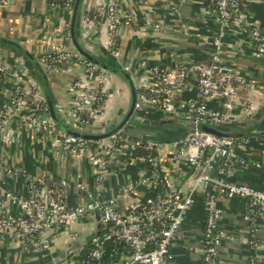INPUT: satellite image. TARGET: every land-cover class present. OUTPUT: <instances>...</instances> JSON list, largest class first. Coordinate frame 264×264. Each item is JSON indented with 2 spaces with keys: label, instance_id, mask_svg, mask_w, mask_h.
Masks as SVG:
<instances>
[{
  "label": "built area",
  "instance_id": "built-area-1",
  "mask_svg": "<svg viewBox=\"0 0 264 264\" xmlns=\"http://www.w3.org/2000/svg\"><path fill=\"white\" fill-rule=\"evenodd\" d=\"M14 1L29 0H0V8L7 9ZM102 1L97 8L99 20L91 18L89 11L83 14L82 35L87 37L95 25L103 26L106 33L104 48L131 75L135 84V78L141 80L139 86L136 85L139 92L134 118L142 120L156 114L162 120H185L193 124L194 129L170 144L132 139L125 131L97 141L67 136L50 118L41 88L24 61L0 51V100H5L0 110L1 141L9 143L7 131L10 125L34 139L41 136L50 138L55 157L76 153L87 159L95 177L94 190L84 183L77 185L85 200L75 206L69 204L63 187L48 185L38 178H27L25 196L6 189L0 183V194L5 200V204L0 206V231L13 234L24 252H41L45 256L53 253V241L58 232L68 233L75 239L79 233L72 232V226L97 216L103 226V235L91 240L90 246L95 245L90 249L92 261L111 264L110 261L102 262V259L105 243L114 241L129 248L128 257L122 264H172V244L186 223L197 195L201 193L204 195L205 212L204 238L199 249L202 264H220L219 248L223 241L233 240L220 228L223 214L220 199L246 201L244 220L250 227V244L256 247L257 221L264 217V189L239 184L235 177L241 170L261 168L262 163L239 154L238 147L247 138L219 137L201 129L202 126L218 129L227 126L233 119L235 109L233 102L227 99L236 95L237 84L240 88L246 85L244 79L224 74L222 53L225 38L233 28L250 26L249 17L244 11L247 0H216L214 13L219 29L213 37L212 52L207 60L168 68L153 66L147 70V77L143 75L140 78L134 76L133 64L125 62L119 45L122 30L130 27L133 19L121 16L114 0ZM187 1L175 0L172 3V19L182 17ZM140 2L147 5L146 0ZM52 8L60 14L68 12L71 15L73 4L66 2L62 10L59 4H53ZM142 25L147 35L165 31V27L155 22L149 12L145 13ZM249 35L254 56L263 57L264 38L259 30L252 29ZM66 40L70 42V48L46 52L39 61L51 76L66 64H73L75 69H78V65L81 67L70 86L74 104L65 118L72 122L75 129L91 126L94 132L104 124L106 104L113 93V76L74 50L69 30ZM188 91H195V97L180 100L183 93ZM214 96L226 99L223 109L209 108ZM259 99L254 93L238 104L245 119H251L257 113ZM136 113H143L144 116ZM142 149L146 151L144 162L147 171L142 172L138 179L128 180L120 189L119 196L128 197L138 189H142L144 195L122 209L115 200L104 199L102 185L111 173L113 159L118 154L133 155ZM160 150L172 153L179 164L192 172L187 179V189L165 188L161 156L157 153ZM3 171L12 178L25 174L9 166L3 167ZM79 254L67 262L55 264H79L75 261ZM112 257L113 254L110 259ZM259 260L255 257L251 264H259Z\"/></svg>",
  "mask_w": 264,
  "mask_h": 264
},
{
  "label": "crops",
  "instance_id": "crops-1",
  "mask_svg": "<svg viewBox=\"0 0 264 264\" xmlns=\"http://www.w3.org/2000/svg\"><path fill=\"white\" fill-rule=\"evenodd\" d=\"M61 1V0H52ZM63 1V0H62ZM74 4L75 0H65ZM175 0H146L143 5L140 0H114L121 16L131 17L133 23L122 30L119 45L125 62L133 64L134 76L147 77V70L153 66L164 68L174 67L184 63L201 62L208 59L212 52L213 37L218 32L219 24L215 16L216 0H188L183 8L182 17L178 20L170 17L172 3ZM102 0H84L81 13L88 11L98 13L97 8ZM53 3L48 0H29L27 2L14 1L7 9L0 8V36L13 40L27 38L25 45L31 46L42 56L46 52H57L63 47L70 48L66 40L67 30L70 27L71 15L68 12L60 14L52 8ZM89 9V10H88ZM244 11L249 17L248 27L233 28L224 41L222 64L224 74L240 77L246 85L238 88L236 95L230 99L235 107L233 119L219 130L235 137H245L246 142L238 147L241 156L261 162V168L241 170L235 177L239 184L249 185L256 189H264V55L261 58L254 56L253 45L249 32L259 30L264 38V0H247ZM149 12L155 22L165 27V31L152 35L146 34L143 28L145 13ZM105 28L93 26L87 37L81 36L83 46L92 54L104 58L100 45L105 41ZM75 69L73 64L59 67L52 74L56 106L65 114L74 104V96L70 88L73 78L80 73L81 67ZM137 87L141 80L135 78ZM113 93L106 104L104 124L110 128L124 116L130 103L128 85L118 77H113ZM243 90V91H242ZM256 93L259 99V110L251 119H245L238 104L247 97ZM195 91L184 92L180 100H191ZM5 100H0V110ZM226 99L214 96L209 108L223 109ZM61 115L65 118L63 112ZM158 116V115H156ZM151 119V120H162ZM66 119V118H65ZM67 120V119H66ZM181 121H183L181 119ZM185 121V120H184ZM187 122V121H186ZM175 124V123H173ZM160 129H131L128 130L132 139H145L153 143L170 144L178 140L177 136L187 134L190 127L187 125H171ZM10 141L6 143L0 139V183L6 189L15 193L27 195V178H38L48 185L63 187L68 196L70 205L75 206L84 202L77 185L84 183L90 190L95 188L94 171L87 159L76 153H64L55 157L50 138L37 139L19 133L13 125L7 131ZM174 138V139H173ZM177 138V139H176ZM156 149L154 148V151ZM161 156L163 185L168 190H185L188 188V178L192 172L179 164L172 153L167 150L157 152ZM144 158L135 159L132 155L118 154L113 159L111 173L103 187L105 200H115L117 205L126 209L130 203L143 197L142 189L136 190L128 197L119 196L123 185L131 179H138L142 172L147 171ZM9 166L24 172L18 177H10L3 171ZM142 192V193H141ZM5 200L0 194V206ZM219 205L223 210L220 228L232 241H223L219 248L220 264H251L255 257L259 264H264V217L257 221V246L250 244V227L244 220L246 201L241 199H220ZM205 212L204 195H197L188 219L180 234L172 244V264H202L200 247L204 238ZM103 231L99 218L77 222L72 226V232H78L79 237L71 238L70 234L60 231L53 241V253L50 255L41 252H24L19 241L13 234L0 231V264H55L67 262L74 256L90 247L91 240ZM123 255L119 264H122Z\"/></svg>",
  "mask_w": 264,
  "mask_h": 264
},
{
  "label": "water",
  "instance_id": "water-1",
  "mask_svg": "<svg viewBox=\"0 0 264 264\" xmlns=\"http://www.w3.org/2000/svg\"><path fill=\"white\" fill-rule=\"evenodd\" d=\"M83 2L84 0H75L73 4L69 27L72 47L77 53L85 57L90 62L96 64L103 71L109 73L113 77L121 78L128 85L130 91V103L127 111L125 112L121 120L118 121L116 124H113V126H111L110 128L106 129V126L105 128L102 127L100 128L101 130L97 129L94 132L92 131L91 126H86L82 129L73 128L72 122L66 120L61 115V112H63L64 115L65 112L63 110H60L56 106L57 103L55 100L54 87L51 85L50 82L52 76L49 75L41 65L39 61V56H34L32 52L25 46L27 38L23 37L19 40H13L4 36H0V51L5 54H10L15 58L22 59L27 69L29 70L31 76L39 84L42 94L44 96L48 113L55 126L67 136L93 141L108 139L121 131L127 132V128H132V130L134 128L142 130H155L160 128H166L165 126L168 125L176 126L181 124L183 126H189L190 130L194 129L193 124L184 120L159 121L151 120L148 118L142 120L134 118L137 108L138 89L131 75L126 72L113 57H111L109 52L104 48L102 44L100 45V51L104 58L92 54L89 50H87V48L83 46V43L81 41L83 21V13H81V8ZM201 129L207 133L219 137H230V134L223 133L217 127L214 126H202ZM129 135L132 136L131 134Z\"/></svg>",
  "mask_w": 264,
  "mask_h": 264
},
{
  "label": "trees",
  "instance_id": "trees-1",
  "mask_svg": "<svg viewBox=\"0 0 264 264\" xmlns=\"http://www.w3.org/2000/svg\"><path fill=\"white\" fill-rule=\"evenodd\" d=\"M48 3H53V4H59L62 8H61V10L63 9V7H64V5L66 4V1L65 0H61V1H52V0H48ZM91 18H93V19H96V20H99L100 19V17H99V15H98V13H95V12H93L92 13V15H91ZM31 52H32V54L34 55V56H37V52L35 51V50H32L30 47L31 46H29V45H25ZM41 57V56H40ZM40 57H39V59H40ZM50 82H51V85L53 86V84H54V82H53V80H52V77H51V79H50ZM236 87L238 88H240L241 86L240 85H236ZM242 89H243V87H242ZM243 91V90H242ZM139 92V91H138ZM137 114V113H136ZM143 115L144 116V114L143 113H138L137 115ZM158 116H160V115H158ZM158 116H156V114L155 115H152V116H150V115H148V116H146V117H148V118H150V119H155V117L157 118V119H160V117H158ZM107 129V128H106ZM132 128H127L126 129V131H128V130H131ZM221 129V128H220ZM223 129V128H222ZM129 133V132H128ZM130 134V133H129ZM183 136H185V134H183V135H179V136H177V138H182ZM176 138V139H177ZM174 139V138H173ZM131 154H127V156H130ZM146 155V151L144 150V149H142V150H139L138 151V153L136 154H133L132 155V158H135V159H140V158H143L144 156ZM259 190H263V189H259ZM143 191V190H142ZM142 193V192H141ZM22 196V195H21ZM103 235V231L102 232H100V234H99V236H102ZM95 247V245H91L90 247H88V248H86L85 250H83L80 254H79V256L78 257H76L75 258V261H77V262H79V264L80 263H87V262H90V264H98V261H92L91 260V254H90V252H91V248H94ZM128 247L127 246H125L124 244H117V243H115L114 241H110V242H107V243H105V245H104V252H105V255H104V257H103V259H102V262H108V261H110V263L111 264H119V262H120V260L122 259V257H123V255H126V254H128ZM111 254H113V257L110 259V255ZM127 257V256H126ZM126 257H125V259H126ZM124 258V257H123Z\"/></svg>",
  "mask_w": 264,
  "mask_h": 264
},
{
  "label": "rangeland",
  "instance_id": "rangeland-1",
  "mask_svg": "<svg viewBox=\"0 0 264 264\" xmlns=\"http://www.w3.org/2000/svg\"><path fill=\"white\" fill-rule=\"evenodd\" d=\"M7 52H9V51H7ZM105 128V127H104ZM100 129V128H99ZM101 130V129H100Z\"/></svg>",
  "mask_w": 264,
  "mask_h": 264
}]
</instances>
